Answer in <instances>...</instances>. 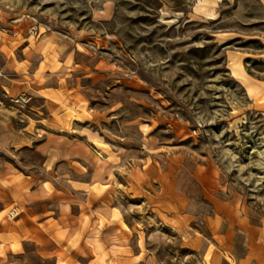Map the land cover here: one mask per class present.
I'll use <instances>...</instances> for the list:
<instances>
[{
  "label": "rangeland",
  "instance_id": "rangeland-1",
  "mask_svg": "<svg viewBox=\"0 0 264 264\" xmlns=\"http://www.w3.org/2000/svg\"><path fill=\"white\" fill-rule=\"evenodd\" d=\"M29 25L53 68L61 43L83 69L80 113L63 92L61 121L94 159L115 164L113 185H96L95 195L111 194L136 227L156 226L186 207L175 185L200 192V177L226 207L264 221V0H0L5 43L17 47ZM20 96L13 103L26 108L32 95ZM15 212L6 210L7 224ZM170 243L161 256L198 262Z\"/></svg>",
  "mask_w": 264,
  "mask_h": 264
},
{
  "label": "crops",
  "instance_id": "crops-1",
  "mask_svg": "<svg viewBox=\"0 0 264 264\" xmlns=\"http://www.w3.org/2000/svg\"><path fill=\"white\" fill-rule=\"evenodd\" d=\"M29 27L19 32L17 47L0 37V264H175L158 251H173L170 242L199 253L193 264H264V221L226 207L206 178L197 177L200 192L175 185L176 199L186 207L173 209L156 226L136 227L111 194L92 192L98 184L113 185L115 164L94 159L85 140L61 121L63 92L75 95L71 104L80 113L76 94L84 93L83 69L61 43L53 68L51 51L32 46ZM27 93L32 101L26 108L13 103L14 95ZM27 152L39 160L28 159ZM8 208L17 212L7 224ZM199 220L209 237L194 223ZM166 228L176 231V240Z\"/></svg>",
  "mask_w": 264,
  "mask_h": 264
},
{
  "label": "built area",
  "instance_id": "built-area-1",
  "mask_svg": "<svg viewBox=\"0 0 264 264\" xmlns=\"http://www.w3.org/2000/svg\"><path fill=\"white\" fill-rule=\"evenodd\" d=\"M7 30H8L7 28L0 27V33H3V31H7ZM30 31H31L32 34L38 35L39 34V25L38 24H33L31 26V30ZM12 100L15 103H22V102L26 101V99L23 96H20V97H17V98H12Z\"/></svg>",
  "mask_w": 264,
  "mask_h": 264
}]
</instances>
